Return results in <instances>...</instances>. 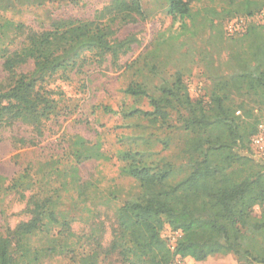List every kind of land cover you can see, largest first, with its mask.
I'll use <instances>...</instances> for the list:
<instances>
[{"label":"trees","instance_id":"16d2710c","mask_svg":"<svg viewBox=\"0 0 264 264\" xmlns=\"http://www.w3.org/2000/svg\"><path fill=\"white\" fill-rule=\"evenodd\" d=\"M195 1L169 0L168 14L185 17ZM263 3L229 0L232 10L227 14L251 16ZM144 17L140 0H108L90 19L57 17L42 28L0 16V131L16 123L29 126L33 137L14 141L34 144L59 114V93L50 84L80 76L84 88L92 82L90 67H116L139 44L136 35L120 37V31ZM231 38L228 73H214L212 65H205L212 83L206 101L191 98L183 79L189 68L178 64L170 76L151 66L150 74L159 79L152 89L153 77L133 78L123 88L127 95L146 97L151 110L103 107L108 113L161 124L174 112L187 133L183 176L175 177L171 162H128L122 172L141 191L110 216L93 208L78 166L94 158L99 145L73 135L66 147L72 164L56 167L61 179L57 190L28 194L27 218L0 234V264H169L175 257L202 261L229 253L238 264H264V211L253 214L256 206L264 205V160L255 158L250 148L264 108L254 110L250 128L241 115L245 98L264 104V27L248 25ZM3 180L0 176V189ZM60 189L75 191L78 210L73 215L60 209ZM74 222L81 224L78 231ZM165 225L180 232L173 246L161 236Z\"/></svg>","mask_w":264,"mask_h":264},{"label":"rangeland","instance_id":"374dc122","mask_svg":"<svg viewBox=\"0 0 264 264\" xmlns=\"http://www.w3.org/2000/svg\"><path fill=\"white\" fill-rule=\"evenodd\" d=\"M107 1L0 0V16L42 28L57 17L90 19ZM140 2L144 19L126 25L119 33L120 37L136 35L139 44L133 45L116 67L109 64L90 67L92 82L89 85L85 83L84 88L80 86V76H72L68 81L55 79L50 87L59 93L55 97L59 102V114L46 123L43 135L34 144L21 145L14 141L15 138L33 137L29 126L16 123L0 131V176L4 178L0 189V234L27 218L24 207L28 194L37 192L42 196L47 191L57 190L61 179L56 175V167L72 164L66 147L68 139L76 134L99 145L96 156L78 166L80 176L89 185L87 191L94 203L93 208L107 211L110 216L115 207L141 191L139 184L122 172V167L128 162L137 161L151 166L171 162L177 171L175 177L184 175L187 158L183 147L187 133L180 128L174 112L166 124H161L142 116L126 118L119 113H108L103 107L151 110L146 97L127 95L123 88L133 78L149 80L153 77L149 72L151 66L170 76L178 64L189 68L183 79L191 98L206 101L212 83L205 65H212L214 73H228L230 68L225 61L232 49L231 37L245 32L248 25L264 27V24L256 19V13L251 16L227 14L232 10L229 0L192 2L189 14L182 18H172L168 14L169 0ZM236 20L245 21L244 29L231 33L227 27ZM128 64L131 68L126 70ZM158 81V77H153V84L149 87L152 89ZM261 108L264 104L260 100L256 103L245 98V112L241 111V115H244L246 127L250 128L253 122L254 110ZM247 112L249 116L245 114ZM126 155L132 158L128 160ZM56 193L60 209H66L69 215H73L78 210L74 202L75 191L60 189ZM262 211L264 205L256 206L253 214L259 216ZM80 227L81 224L73 223L75 231ZM177 235V231L168 225L161 231L168 244ZM107 237L108 230L105 239ZM43 264L63 263L52 260ZM183 264H238V261L229 253L211 255L202 261L186 258Z\"/></svg>","mask_w":264,"mask_h":264},{"label":"built area","instance_id":"2783aa9c","mask_svg":"<svg viewBox=\"0 0 264 264\" xmlns=\"http://www.w3.org/2000/svg\"><path fill=\"white\" fill-rule=\"evenodd\" d=\"M256 19L264 24V6L255 14ZM244 20L234 21L227 30L231 33L239 32L244 29ZM250 148L252 155L260 160H264V113L260 114L256 123V130L250 138ZM177 237L180 235V232L177 231ZM176 240V239H175ZM175 240L170 243V246L174 245ZM169 264H183V259L180 257H175Z\"/></svg>","mask_w":264,"mask_h":264},{"label":"crops","instance_id":"0c3cea01","mask_svg":"<svg viewBox=\"0 0 264 264\" xmlns=\"http://www.w3.org/2000/svg\"><path fill=\"white\" fill-rule=\"evenodd\" d=\"M189 260V259H188Z\"/></svg>","mask_w":264,"mask_h":264}]
</instances>
